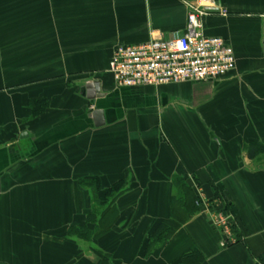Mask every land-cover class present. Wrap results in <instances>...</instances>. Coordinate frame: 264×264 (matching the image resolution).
I'll list each match as a JSON object with an SVG mask.
<instances>
[{
    "label": "crops",
    "instance_id": "0c3cea01",
    "mask_svg": "<svg viewBox=\"0 0 264 264\" xmlns=\"http://www.w3.org/2000/svg\"><path fill=\"white\" fill-rule=\"evenodd\" d=\"M215 1L227 15H207L204 32L234 48L233 72L119 87L115 49L185 33L201 0H0V264H187L193 253L200 264H262L264 158L247 147L264 144V0ZM35 98L49 102L37 116ZM179 176L206 204H230L238 242L222 245L203 204L146 256ZM93 178L128 181L117 222L100 238L68 237L92 211L80 181Z\"/></svg>",
    "mask_w": 264,
    "mask_h": 264
},
{
    "label": "built area",
    "instance_id": "2783aa9c",
    "mask_svg": "<svg viewBox=\"0 0 264 264\" xmlns=\"http://www.w3.org/2000/svg\"><path fill=\"white\" fill-rule=\"evenodd\" d=\"M203 2V3H202ZM214 12L227 15L215 0L189 4L188 26L183 34L157 38L139 45H120L113 52L109 72L119 87L162 86L222 78L237 68L234 48L222 37L204 32V18ZM222 245L236 243L237 220L232 214L205 203Z\"/></svg>",
    "mask_w": 264,
    "mask_h": 264
},
{
    "label": "trees",
    "instance_id": "16d2710c",
    "mask_svg": "<svg viewBox=\"0 0 264 264\" xmlns=\"http://www.w3.org/2000/svg\"><path fill=\"white\" fill-rule=\"evenodd\" d=\"M49 102L42 98L32 100L33 115L37 116L47 109ZM249 158H264V144L253 142L247 147ZM175 193L171 199V208L169 218L160 222L147 241L146 256L151 255L153 251L170 242L177 231L186 224L192 217L201 210L200 198L195 192V188L184 177H176L173 181ZM81 187L88 188L93 192L92 211L86 214L85 224L82 226H71L67 230L68 237H78L83 240H91L92 237L100 238L111 231L119 217V211L116 206L117 199L129 189V183L125 179L113 183L111 186L104 187L99 178L83 179L80 181ZM77 208L83 211L84 201L82 193L77 190L76 193ZM212 207H217L226 213L234 215L230 204L218 200H210ZM92 222L94 229H91ZM234 232L238 238L241 234L237 227ZM204 257L200 253L187 254L183 261L187 264H200ZM261 263L264 264V254L261 256ZM98 264H108L106 260L99 261Z\"/></svg>",
    "mask_w": 264,
    "mask_h": 264
},
{
    "label": "water",
    "instance_id": "95a60500",
    "mask_svg": "<svg viewBox=\"0 0 264 264\" xmlns=\"http://www.w3.org/2000/svg\"><path fill=\"white\" fill-rule=\"evenodd\" d=\"M97 83H95V84H91V85H89L88 87H91V88H93L94 86L95 87H97ZM88 97L90 98V99H94V98H96V96H91V95H88ZM94 117H95V120H97V121H100V120H102L103 119V111H101V110H96L95 112H94ZM96 126H101V124H99L98 122L96 123Z\"/></svg>",
    "mask_w": 264,
    "mask_h": 264
}]
</instances>
